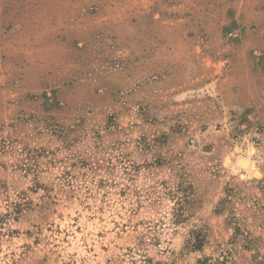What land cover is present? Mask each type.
I'll return each mask as SVG.
<instances>
[{
	"label": "rangeland",
	"instance_id": "1",
	"mask_svg": "<svg viewBox=\"0 0 264 264\" xmlns=\"http://www.w3.org/2000/svg\"><path fill=\"white\" fill-rule=\"evenodd\" d=\"M0 264H264V0H0Z\"/></svg>",
	"mask_w": 264,
	"mask_h": 264
}]
</instances>
